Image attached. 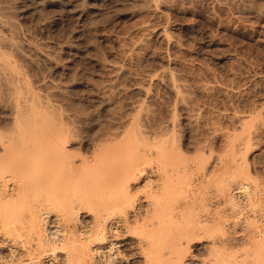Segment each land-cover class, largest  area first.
I'll return each instance as SVG.
<instances>
[{"label": "bare ground", "instance_id": "6f19581e", "mask_svg": "<svg viewBox=\"0 0 264 264\" xmlns=\"http://www.w3.org/2000/svg\"><path fill=\"white\" fill-rule=\"evenodd\" d=\"M9 29L0 16V85L11 111L0 122V264H264V153L248 154L255 108L243 112L250 122L239 115L248 128L229 134L224 155L211 145L187 153L172 125L144 128L143 105L123 130L80 151L73 120L5 53L18 46ZM153 73L149 84L162 82ZM168 88L180 99L174 77Z\"/></svg>", "mask_w": 264, "mask_h": 264}, {"label": "rangeland", "instance_id": "374dc122", "mask_svg": "<svg viewBox=\"0 0 264 264\" xmlns=\"http://www.w3.org/2000/svg\"><path fill=\"white\" fill-rule=\"evenodd\" d=\"M0 16L18 45L2 50L73 120L76 149L89 151L109 131L123 130L143 105L144 128L172 125L182 150L206 145L219 155L228 151L229 134H242L243 112L255 108L253 123L245 117L258 138L248 154L264 153V0H0ZM157 70L162 82L149 84L146 76ZM0 91L5 123L11 111L7 89Z\"/></svg>", "mask_w": 264, "mask_h": 264}]
</instances>
